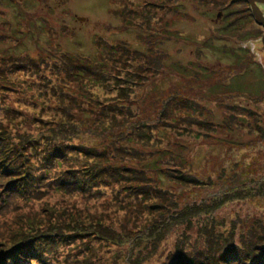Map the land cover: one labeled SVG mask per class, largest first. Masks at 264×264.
Here are the masks:
<instances>
[{
    "label": "rangeland",
    "instance_id": "374dc122",
    "mask_svg": "<svg viewBox=\"0 0 264 264\" xmlns=\"http://www.w3.org/2000/svg\"><path fill=\"white\" fill-rule=\"evenodd\" d=\"M18 2L26 21L16 16L18 9L3 10L0 32L9 34L3 23L18 32L11 41L0 34V59L8 53L19 55L16 59L30 73L7 70L0 79L5 137H0V147H12L22 160L34 163L42 159L38 149L44 146L66 163L75 165L81 159L94 168H84L86 177L74 179L64 190L51 182L60 176L54 170L50 178L44 166L37 168L32 185L12 191L11 207L0 214V251L12 249L31 227H35L31 237L39 243L35 258H45L46 264H175L171 257L177 253H184L188 264L202 258L222 264L226 254L221 252L237 250L243 236L255 232L252 226L258 231L255 241L264 242V28L250 4L245 0ZM121 15L131 22L129 27ZM205 41L212 42L211 47ZM146 43L158 50L163 67L151 64L152 68L144 65L136 70L144 60L135 56L147 54ZM127 52L133 54L131 59ZM60 53L86 62L62 67L59 74L44 73L37 63L63 56ZM109 56L118 62L112 74ZM123 57L127 61L121 64ZM7 67L11 65L2 66ZM94 81L100 85L88 87ZM75 116L86 118V127ZM28 118L33 119L29 126ZM132 124L140 129L149 125L141 139L135 138L131 150L135 154L117 147L106 154L100 151L104 136H128ZM62 129L70 144H83L96 156L76 146L83 149L80 157L79 150L61 143ZM41 134L47 138L35 143ZM162 151L170 156L159 155ZM154 160L166 174L163 182L153 180L157 179ZM57 163L63 162L50 165ZM103 165L109 170L96 171ZM113 165L121 167L118 173ZM93 170L106 176L98 178ZM181 172L195 181L187 183ZM8 181L0 179V206ZM62 182L61 186L66 180ZM209 212L207 220L198 217ZM155 218L174 224L159 245L141 240L154 230ZM59 221L79 229L57 230ZM206 223L211 236L201 233Z\"/></svg>",
    "mask_w": 264,
    "mask_h": 264
},
{
    "label": "trees",
    "instance_id": "16d2710c",
    "mask_svg": "<svg viewBox=\"0 0 264 264\" xmlns=\"http://www.w3.org/2000/svg\"><path fill=\"white\" fill-rule=\"evenodd\" d=\"M42 1H44V0H42ZM19 3H21V2H18V0H0V17L5 16V13H3L4 9H8V11L13 10V9L14 10L18 9L16 11V16H18L20 14L19 17H22V19L24 18V20L26 21L25 18H26L27 14L21 9V6ZM121 18L126 23V25L128 27L131 25V22L126 20L125 18H123L122 15H121ZM129 22H130V25H128ZM3 25L8 26L9 34H5L2 32H0V34L3 35V40L11 41L12 39L15 38L14 33H17L18 29H14V27L11 24L3 23ZM210 40L211 39L209 38L207 42H209ZM99 41H102V40H99ZM207 42L205 41V46L208 45ZM211 43H209V45ZM95 44H96V41H95ZM17 46H18V44H17ZM146 46H147V49H146L147 54L146 55L145 54H143V55L137 54L135 56V59L144 60V62L139 65L140 67L139 66L136 67V70H139V68L142 69L141 67L144 65H145V67L147 66V68H152L153 66H151V64L156 65V66L159 65V66L163 67V64L165 61L163 58H160V56H158V50L156 48H153L152 45H147V43H146ZM15 47H16V45H15ZM209 47H211V46H209ZM226 48H228V47H226ZM224 51L226 54L227 52L225 49H224ZM15 52L17 53V50ZM60 54L61 55L63 54V56H61V57L60 56L46 57V58H43L44 61H41L40 63H37V64L43 66L44 73L45 72H51V74H54L56 71V73L59 74L60 73L59 70H61L62 67L66 68V69H70L71 66L80 67V65L78 63L86 62L84 60V58H77L78 56L72 57L69 55L66 56L64 53H60ZM126 55H128V57H126V58H129V59H131V56L133 57V54L131 52H127ZM228 55H231V54L228 53ZM6 56H8V57H3L0 59L1 62H5V64L4 63L2 64L0 62V79H2L1 78L2 76L6 77L5 72L7 70H8L7 71L8 74H10V72L11 73H13V72L27 73V74L30 73L29 68H26L27 66H22L21 65L22 61L16 59V58H19L18 57L19 55H11L10 53H8ZM104 56H106V54H104ZM12 59L17 60V61H12ZM25 59L31 60V58L28 56H25ZM113 60L114 59L109 56L108 62L110 63V65H112L110 70H109V74H112L115 71L117 72V69H118V62L114 60V62H117V63H113ZM125 61H127L125 58L122 59L121 64ZM162 61H164L163 64H162ZM36 62L37 61H35V63ZM91 64H92V62H89V63H87L86 66L90 67ZM9 65H11V67H7L6 70L2 68V66H9ZM121 67L123 68L122 65H121ZM105 70L106 69H102L101 73L105 74L108 72V71L105 72ZM126 72L127 71L125 70V73ZM109 74L107 73V75H109ZM102 76L104 77L105 75H102ZM58 77H60V76H58ZM104 79L106 80V77ZM40 81H43V80H40ZM97 83H98V85H100L99 82L94 81V82L88 84V87H90V86L97 87V85H96ZM0 88H2V86H0ZM41 95L43 97L46 94L41 93ZM66 116H68L70 119H72L70 117L71 115H70L69 110H67ZM75 118L79 122V125H81V127H86V125H87L86 124V120H87L86 118H82V120L80 118H78L77 116H75ZM26 122L28 123V126H29V124L33 122V119L28 118ZM63 125H65V124H63ZM2 126L3 125H1V123H0V137L4 139L5 137H3V135H1V133H3ZM147 126H149V125L142 124V126H141L142 129H140L135 124L130 125L129 126V132H128L130 134L128 136H120V137L110 136L108 138L106 136H104L105 143L102 144L103 149H101L100 151H103V153L106 154V153H108L109 149H111L112 147H117V148L124 150V152H126L130 155L135 154L136 153L135 151H131V150L135 149L134 148V146L136 145V142H135L136 139L135 138L137 137V138L141 139L140 136L146 133L145 129L147 128ZM61 134H62L63 140H61L60 142L68 144L69 143V136H68L67 131L62 129ZM46 138H47V134H41L38 137H36L35 143H38V142L40 143V141L42 139H46ZM125 139H127V140H125ZM130 140H131V143H133L132 145L128 143V141L130 142ZM122 141H124V142H122ZM24 142H26V140ZM125 143L127 144V146H125ZM43 145H45V143ZM69 145L72 146L74 150H79L78 154L80 157H81L80 154H82L84 156V153L81 152V151H83L82 147L79 148L76 146H83V147L87 148L85 145H83V144L76 145V144H70V143H69ZM51 146L52 145H50L48 147H51ZM24 147L26 148L27 144H24ZM87 149H88L87 151L89 153L93 152L96 156V153L93 150H90V148H87ZM49 151H50L49 149L44 148V146H42V148L38 149L39 156H42V159H39V157H38L37 161H34V163H32L30 160H29L30 163H27L25 160L21 159V157H20L21 155H20L19 151H17V150L13 151L12 147H5V146L0 147V169H1L0 170L1 171V173H0L1 178L0 179H6V178L9 179V181H8V188L9 189H6L7 191H5L3 189L5 200L2 201L3 204H2V206H0V214L3 213V211L7 207H11V204H12L11 203V196L13 195L12 191L20 192L23 190V188H25L24 190H27L28 187L32 185V184L29 185L34 178L32 176V173H35V171H37V168H41V165L45 167V170H44L45 175L51 176L50 178L53 177V175H52L53 170L56 173L55 176L60 175L58 178L56 177V178L52 179L51 182H55L56 185L58 186L57 188H61L63 190L66 189L65 185L70 184L71 181H73L74 179L86 177L85 174H83L84 168H87V169H93L94 168L93 165L90 166L87 163H84V164L80 163L82 161L81 159H78L75 165L71 164V163H66L63 159H61L60 155L57 156L58 153L53 155V153L49 152ZM158 153H160L159 155H162V156L165 155L164 157L170 156L163 151L158 152ZM98 155L103 156L101 153H98ZM109 155H111V154H109ZM152 155H153V153H152ZM111 156L115 157L114 155H111ZM87 157H89V155ZM44 159L45 160L53 159V160L50 161L48 163V165L46 166V165L42 164V161H44ZM57 160L61 161L63 163H57V164L50 165L51 162L57 161ZM177 161H179V160H177ZM177 161H176V165L179 166ZM159 163H160V161H157V160L153 161V165H155V171L153 170V172H154V176L157 177V179L153 178V180H155L156 183H157L158 179L161 182H163V180L166 179V174L163 172V168L158 166ZM33 164L34 165L36 164V166H34ZM94 165L97 166V164H94ZM181 165L186 166L187 162H184V163L181 162ZM103 166H104V168H101L100 166L96 167V171L105 170L106 167L108 168V170L110 168L109 165H103ZM120 168L121 167L119 165H113L112 166V170L116 171L117 173H118ZM134 170H136V169H134ZM173 170H175V169H173ZM138 171L144 173V172H147V169L146 168L145 169L144 168H142V169L138 168ZM92 173H93V175H95L98 178H100V177L104 178L106 176V174H103L100 172H95L94 170L92 171ZM181 176L183 177V180H185L187 183H193L195 181V179H193V177L189 173L187 175L186 172H181ZM65 180H66V182L64 183L63 186H61L62 185L61 183H63L62 181H65ZM21 185H24V186L20 187ZM161 185H160V183L157 184V186L160 187L161 190L165 193V191L163 190L164 188H162L163 185L162 186ZM246 188L243 190H240V191H245ZM63 190H62V192H66L68 194L67 191H63ZM218 199H220V198H218ZM210 206L211 205H206L204 208L208 209L211 213L215 214L216 212L214 211L213 207H210ZM210 212L206 213L205 215L198 214V217L199 218H206V220H207V216H209V215L212 216ZM161 213L163 215L165 214V212H161ZM207 214H209V215H207ZM191 216L193 218V213ZM71 219H73V218H71ZM0 220H1V218H0ZM155 220H157V222H155L152 225V226H154V230H152L148 234L145 233L143 239H141L142 242L145 239L148 243H151L152 245H154V244L159 245V243H161L165 239V238H163V234L168 230V228H169V226H171V224L174 225L173 223L169 224V223H167V221H163L162 219L158 220V218L157 219L155 218ZM190 220H192V219H190ZM191 222L194 223V221H191ZM1 226H2V222L0 221V228H1ZM204 226H205V229L201 233L204 236H206L207 234L210 235V232H211L210 224L206 223V225H204ZM64 228H66V230H68V231H73L74 229H79L78 225H75V227L72 229H70L69 227L67 228L64 221H59V225H58V227H56V229L61 230ZM251 228H253L255 232H253V231L250 232L248 235L249 238H247L246 234H245L243 236L244 238L242 239L243 242L241 243L240 247L237 250L236 249H228L227 251L223 250L221 252V256L226 254L223 256V260L221 261L222 264H227L230 260L234 264H241L243 262H244V264H264V242L262 240L255 241L256 239H258V234H257L258 231L253 226ZM87 230L90 233L93 232L89 228H87ZM260 230H261V228H260ZM34 231H35V227H31V229H29L28 231H25V234L23 233L22 236H20L17 239V241L15 242L16 244L12 249H10L8 252L4 251V250L0 251V255L3 254L0 257V264H34V263L46 264L45 258H43L42 260H38L35 258L34 253L39 249V247H38L39 243L37 242V237H31V232H34ZM214 233L217 234V231L215 230ZM211 234H213V231ZM27 238H29V239L25 243L24 241ZM246 239H247V241H246ZM233 240H234V237L230 241L229 244H233ZM105 241H108V240L105 239ZM1 244L2 243H0V245ZM121 244H123V243H121ZM197 246H198V244H197ZM184 255H185L184 253H177L173 258L171 257V259L173 260V262H175V264H188L187 261L185 260L186 257ZM3 256H5L6 258L2 259ZM246 256L249 257V261L244 258ZM218 259L219 258L217 257V260ZM233 259H235V261ZM205 262H208V264H217V263H212V262L207 261L206 258H202L198 262H195L192 259L190 261V264H205Z\"/></svg>",
    "mask_w": 264,
    "mask_h": 264
},
{
    "label": "flooded vegetation",
    "instance_id": "af4514ba",
    "mask_svg": "<svg viewBox=\"0 0 264 264\" xmlns=\"http://www.w3.org/2000/svg\"><path fill=\"white\" fill-rule=\"evenodd\" d=\"M248 4H250V6L251 5H254L255 7H256V9H257V12H258V18H260V20H261V12L263 13V15H264V8L263 7H261L262 6V4H261V0H245ZM260 4H261V6H260Z\"/></svg>",
    "mask_w": 264,
    "mask_h": 264
},
{
    "label": "water",
    "instance_id": "95a60500",
    "mask_svg": "<svg viewBox=\"0 0 264 264\" xmlns=\"http://www.w3.org/2000/svg\"><path fill=\"white\" fill-rule=\"evenodd\" d=\"M261 4H262V6H261ZM261 4H260V6L264 8V0H261ZM251 7L253 8V11L256 13L255 15L257 16L258 23H261L263 25V28H264V15H263V13L261 12V20H260V18H258V14H257L258 12H257L256 7L254 5H251Z\"/></svg>",
    "mask_w": 264,
    "mask_h": 264
}]
</instances>
